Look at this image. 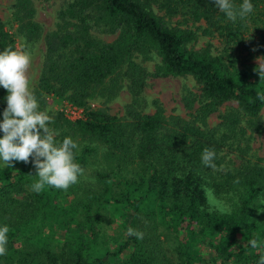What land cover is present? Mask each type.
<instances>
[{
    "label": "trees",
    "instance_id": "1",
    "mask_svg": "<svg viewBox=\"0 0 264 264\" xmlns=\"http://www.w3.org/2000/svg\"><path fill=\"white\" fill-rule=\"evenodd\" d=\"M251 3L254 11L233 22L214 0H64L44 33L33 0L15 1L19 32L44 39L33 89L39 106L55 97L82 109L74 120L49 114V127L57 143L70 137L78 144L75 162L84 173L67 190L36 193L31 157L12 167L0 161V226L9 227L0 264H258L264 156L252 142L264 131L257 98L264 80L254 71V59L264 57V0ZM199 37L208 41L195 48ZM6 48L19 50L0 19V51ZM150 53L159 57L154 75L195 80L199 94L184 99L189 117H167L157 101L147 109L148 71L138 58ZM124 84L131 101L123 114L90 107L92 99L111 101ZM7 95L0 86V122ZM225 103L235 105L220 111ZM216 111L220 121L211 126ZM205 148L216 153L215 169L202 163ZM129 227L143 239L128 236Z\"/></svg>",
    "mask_w": 264,
    "mask_h": 264
},
{
    "label": "clouds",
    "instance_id": "2",
    "mask_svg": "<svg viewBox=\"0 0 264 264\" xmlns=\"http://www.w3.org/2000/svg\"><path fill=\"white\" fill-rule=\"evenodd\" d=\"M215 7L226 17L235 22L238 18L244 20L254 11L251 0H243L238 7L232 0H214ZM255 51V49H253ZM257 67L254 69L264 80V57H257ZM31 64V54L24 49L14 50L6 48L0 51V86L7 90V107L3 111V120L0 122V161L5 167H12L13 162L29 163L30 157L36 169L38 179L31 185V190L39 193L46 186L67 190L78 182L83 175V168L75 162V152L78 144L70 137H65L57 143L55 133L49 124L52 118L46 111L39 110L38 101L30 90V81L27 70ZM257 98L264 101V93H258ZM149 105L153 97L146 98ZM216 157L214 150L205 148L202 153V163L215 169L213 162ZM238 183V180L236 181ZM206 196L210 205L216 204L211 189H206ZM221 213L230 211L220 207ZM212 211V208H209ZM9 227L0 226V256L7 254ZM128 236L143 239V233L131 227L127 229ZM252 248L259 247L257 239L248 242ZM258 264H264V255H261Z\"/></svg>",
    "mask_w": 264,
    "mask_h": 264
},
{
    "label": "rangeland",
    "instance_id": "3",
    "mask_svg": "<svg viewBox=\"0 0 264 264\" xmlns=\"http://www.w3.org/2000/svg\"><path fill=\"white\" fill-rule=\"evenodd\" d=\"M15 1L16 0H0V19L5 22L6 28L15 34L18 42V48L24 49L31 54V64L27 70V76L30 81V90L33 92L42 68L45 51L44 39L41 36L37 40H31L19 32L18 25L11 19V9ZM63 2L64 0H33L35 7V20L40 23L44 33L54 28L53 26L56 21L57 11ZM99 38L105 41H111L114 39V36L101 34L99 35ZM207 41V38L199 37L194 46L195 48H200L204 46ZM217 41L212 40V42L215 44ZM145 56L142 57L140 55L138 59H142L143 67L148 71V77L145 80L143 96L145 99L147 97H153L150 105L146 99V102L149 106L147 109L152 112V103L157 101V103L163 107L164 114L167 117H189V110L186 109L184 105V99L185 97L189 96L190 93L199 94V88L195 80L190 75L156 76L154 73L156 71V65L159 63V57L155 53L147 54V57ZM254 62L257 63L256 58L254 59ZM130 101V91H128L126 84H124V86L118 91L116 97L108 103H102L101 99L97 98L90 100L89 105L92 108L107 107L111 114L121 115L124 113L125 107ZM71 105V103H68L64 100L61 101L60 99L58 100L55 97H46L45 103L39 106V110L46 111L48 115L62 111L65 113L67 118L74 120L79 116H77L76 110L71 109ZM194 105L197 106L196 103ZM227 105H235V103H225L220 107L219 110H224ZM78 111L82 112V109L79 108ZM218 112L219 111H216L208 118V123L211 126H214L220 121L218 118ZM261 116L264 125V108L262 109ZM252 146L259 155L264 156V131L261 135H255Z\"/></svg>",
    "mask_w": 264,
    "mask_h": 264
},
{
    "label": "built area",
    "instance_id": "4",
    "mask_svg": "<svg viewBox=\"0 0 264 264\" xmlns=\"http://www.w3.org/2000/svg\"><path fill=\"white\" fill-rule=\"evenodd\" d=\"M72 107H71V109L72 110H76L77 111V116H79L78 118H80L82 115V112L81 111H78L79 110V108L78 107H76V106H74V105H71Z\"/></svg>",
    "mask_w": 264,
    "mask_h": 264
}]
</instances>
